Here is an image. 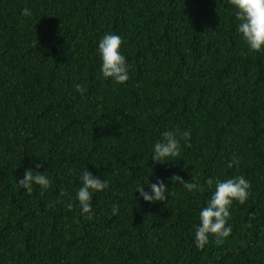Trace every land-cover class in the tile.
Masks as SVG:
<instances>
[{
	"label": "trees",
	"instance_id": "1",
	"mask_svg": "<svg viewBox=\"0 0 264 264\" xmlns=\"http://www.w3.org/2000/svg\"><path fill=\"white\" fill-rule=\"evenodd\" d=\"M105 33L122 38L124 84L100 75ZM177 127L191 146L153 162ZM84 166L108 182L91 219L74 199ZM26 169L49 176L43 195L16 183ZM238 175L251 187L230 236L197 249L199 209ZM147 178L164 179L166 200L139 198ZM0 264H264V52L225 0H0Z\"/></svg>",
	"mask_w": 264,
	"mask_h": 264
},
{
	"label": "clouds",
	"instance_id": "2",
	"mask_svg": "<svg viewBox=\"0 0 264 264\" xmlns=\"http://www.w3.org/2000/svg\"><path fill=\"white\" fill-rule=\"evenodd\" d=\"M226 4L234 10L236 21V32L240 36L246 47L253 52H264V0H225ZM21 15L30 17L32 12L28 8L21 11ZM122 38L114 33L103 34L97 43L96 54L99 57V72L104 80H110L114 84H124L129 79V68L127 60L121 51ZM77 91H82L77 85ZM191 133L188 130H181L179 127L173 130H165L160 133V137L151 147V160L153 162L175 161L181 155L183 146L190 147ZM240 161L233 158L227 162L228 168L238 167ZM41 164H37L39 169ZM171 180L181 184L189 192L202 191L197 183L184 181L179 175H173ZM80 187L75 192L74 199L78 202L81 215L91 219L92 198L94 193L102 192L108 188L106 179H100L94 175L86 166L78 173ZM20 189H24L28 194L38 186L41 195L51 186V180L43 172L26 169L23 177L16 181ZM209 188L213 181L208 180ZM251 184L242 175L217 179L215 190L211 192L204 206L199 209L198 221L194 226L193 242L197 249H203L209 243L211 236L217 245H222L230 236L232 226L230 220V208L233 201L243 204L249 197ZM147 189V190H146ZM135 193L139 198L149 204L166 200L168 186L164 179L156 178L155 182H145L137 184ZM71 209L73 204L68 203ZM118 208L113 206V215L118 212Z\"/></svg>",
	"mask_w": 264,
	"mask_h": 264
}]
</instances>
